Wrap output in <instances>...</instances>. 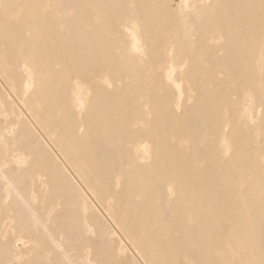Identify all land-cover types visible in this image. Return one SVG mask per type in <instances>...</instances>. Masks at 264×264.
Wrapping results in <instances>:
<instances>
[{
	"label": "bare ground",
	"instance_id": "obj_1",
	"mask_svg": "<svg viewBox=\"0 0 264 264\" xmlns=\"http://www.w3.org/2000/svg\"><path fill=\"white\" fill-rule=\"evenodd\" d=\"M0 264H264V0H0Z\"/></svg>",
	"mask_w": 264,
	"mask_h": 264
},
{
	"label": "rangeland",
	"instance_id": "obj_2",
	"mask_svg": "<svg viewBox=\"0 0 264 264\" xmlns=\"http://www.w3.org/2000/svg\"><path fill=\"white\" fill-rule=\"evenodd\" d=\"M228 254H229V253H228ZM229 256H232L231 253L229 254ZM248 260H250V259L248 258Z\"/></svg>",
	"mask_w": 264,
	"mask_h": 264
}]
</instances>
